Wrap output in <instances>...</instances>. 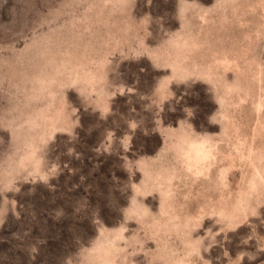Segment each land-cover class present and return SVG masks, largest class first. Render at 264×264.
Returning <instances> with one entry per match:
<instances>
[{
  "label": "rangeland",
  "instance_id": "1",
  "mask_svg": "<svg viewBox=\"0 0 264 264\" xmlns=\"http://www.w3.org/2000/svg\"><path fill=\"white\" fill-rule=\"evenodd\" d=\"M0 264H264V0H0Z\"/></svg>",
  "mask_w": 264,
  "mask_h": 264
}]
</instances>
